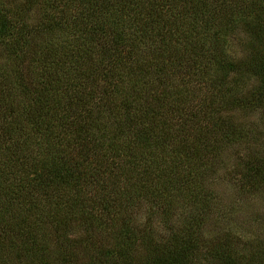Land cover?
I'll use <instances>...</instances> for the list:
<instances>
[{
    "label": "trees",
    "instance_id": "1",
    "mask_svg": "<svg viewBox=\"0 0 264 264\" xmlns=\"http://www.w3.org/2000/svg\"><path fill=\"white\" fill-rule=\"evenodd\" d=\"M255 114L264 0H0V264H264Z\"/></svg>",
    "mask_w": 264,
    "mask_h": 264
},
{
    "label": "rangeland",
    "instance_id": "2",
    "mask_svg": "<svg viewBox=\"0 0 264 264\" xmlns=\"http://www.w3.org/2000/svg\"><path fill=\"white\" fill-rule=\"evenodd\" d=\"M251 121L256 125L257 130L264 134L263 115L255 114L251 117ZM214 188L224 205L227 220L229 219L227 225L235 229L240 236L247 237L248 235L245 234H250L257 238L254 239L255 242L263 241L264 194L240 197L226 179H218Z\"/></svg>",
    "mask_w": 264,
    "mask_h": 264
}]
</instances>
